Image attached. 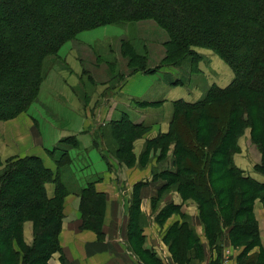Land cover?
Masks as SVG:
<instances>
[{"label":"trees","instance_id":"trees-1","mask_svg":"<svg viewBox=\"0 0 264 264\" xmlns=\"http://www.w3.org/2000/svg\"><path fill=\"white\" fill-rule=\"evenodd\" d=\"M0 6V102L6 101L0 121L17 117L36 102L42 82L53 69L48 62H53L52 57L64 62L60 50L66 42L101 26L153 21L167 37L162 61L171 64L190 59V64L197 65L200 57L194 48L219 56L233 72L230 84L211 86L195 102H174L168 132L147 140L138 160L133 143L147 126L127 113L111 124V141L102 150L112 149L113 158L128 167L136 162L145 167L149 157L168 163V168L151 171L152 182H163L159 193L174 187L183 200L193 199L209 244L218 239L223 243L227 237L230 245L242 248L239 264H263L262 254L249 252L259 245L253 206L256 200L264 204V181L245 175L234 164V156L240 152L239 139L249 130L260 154L254 171L264 178V0H0ZM135 59L137 55L130 57L129 66L133 67ZM133 69L130 73L136 72ZM138 103L144 107L159 104ZM100 144L93 136L92 150H101ZM55 145L46 150L55 172L36 156L5 161L0 171V264H48L61 232L58 201L63 203L68 193L62 177L79 198L82 230L103 235L106 199L96 188L101 175L86 155V165L78 172L86 171L89 181L75 176L71 152H86L75 135ZM157 150L159 155H153ZM99 155L109 169L108 156L103 151ZM50 182L56 183L54 199L45 189ZM171 207L180 213V205L172 203ZM138 210L139 206H132L127 239L136 252H142ZM27 222L32 224L29 245L23 238ZM186 224L175 223L173 238L172 234L167 237L179 264H185L193 250Z\"/></svg>","mask_w":264,"mask_h":264},{"label":"rangeland","instance_id":"rangeland-1","mask_svg":"<svg viewBox=\"0 0 264 264\" xmlns=\"http://www.w3.org/2000/svg\"><path fill=\"white\" fill-rule=\"evenodd\" d=\"M166 41L167 37L165 33L150 20L138 22L119 21L89 30L87 32L79 33L74 40L66 42L61 47L60 57L61 61H64L63 63L58 62L60 60L53 57L51 58V61L53 62H48L50 64L49 69H51V67L53 68L50 73L54 72L55 75L62 72L71 74L73 73V70L70 66H67L66 62L69 61V64L73 66L76 58H78L79 62H77L76 69L79 70L80 68V71L83 72L76 84V86H78H71L74 83L73 78L67 81L68 84L64 82L62 78V82H59V86L61 88L55 85L51 88L50 92L46 93L49 97L54 98L55 101H59V93L66 90L73 98L75 97L74 99L79 100L83 107H86L87 102L91 99L87 98L93 95V98L96 99L94 102L95 108L96 104L104 103L103 99L108 98L107 95L111 92V97H118L119 99V96L123 95L119 89L127 77L134 74H145L151 76L152 74L157 73L156 75H161L162 80L160 78V82L162 85L171 86L169 83L173 81L179 83L177 85H186L189 88H193V90L201 89L204 94L208 88L214 85H207L208 83L206 81V77H209V75L218 76L217 74H212L216 72V69L213 64H210L209 62V57L211 55L209 53L211 50L205 48L193 49L200 57V61L197 65L190 64V59H187L185 62L180 64H171V62L162 61L165 55L163 44H165ZM68 48L69 50H67ZM213 54L216 55L215 53ZM133 55H137V59L134 60L135 63L133 67H131L129 66V59ZM69 57L72 58V63H70ZM135 67L136 72L130 73L133 72V68ZM144 71L152 72L147 74L146 72L144 73ZM64 74L65 73H62V77H64ZM90 81H92V83ZM131 88L134 89V86H131ZM158 88V86L148 88L149 90L147 91L146 98H152V94H155ZM124 89L125 85L123 90ZM106 90L108 91L105 92ZM124 91L126 92L127 89ZM95 93L100 94L94 97ZM38 99L39 92L36 102L31 104L26 112L20 114L22 116L19 120L21 125H16L15 123L17 122H14L20 117V115L13 119L0 121V142L2 144H0V152L4 150L3 156L8 155L9 153L18 152V154H13L8 157L0 155V171L5 166V161L29 156L27 153L35 149V143L38 141L37 133L26 114L34 119L33 121L35 125L37 127L39 126L40 129V122H43L47 127L46 132L49 136H52L55 133H61L66 129V126H68L67 128H73L75 126L76 117L73 114H70V112H66L59 105V103L57 105H59L60 109L56 106L53 108L56 110L54 115L50 109L45 107V105H42ZM147 101L148 100L142 102ZM4 102L6 101L0 102V111H3L2 105ZM147 103L153 102L149 101ZM129 105L130 107H127V104L123 102L117 103V105L114 106L117 113L110 122L106 123L104 126L95 125L94 129L91 127V129L89 128V131H85V133H89L91 138L87 147H83L79 141V135H75L81 147L86 149V152L84 154L79 150L71 152L72 162H75L77 166V168H74L73 172L75 176L79 177V181L88 182L90 179V177L84 176L86 171L78 172V169L81 166L86 165V161L84 160L86 155L89 156L91 163H94L97 166V168L94 166V170L99 172L101 175V181L98 183L96 188L97 190H100V192L104 193L106 199L103 235L98 237L91 231L82 230L80 227L81 218L79 209V218H77L72 210L73 196H76V194L73 193V186H70L64 177H62L64 189L67 190L68 193L63 195V203L58 201V203L62 206L61 232L58 238V246H53L56 248V252L48 258V264H174L175 262L173 263L171 258L170 260H163L159 258V248L162 247L164 254L170 253L172 255L170 251L171 240L167 237L172 234L173 238L174 234L171 230L172 224L168 229L167 225H169L172 220H175L176 218L177 221L175 223H177V225L184 222L187 223L186 225L188 226L190 238L191 240H194L192 246L194 253H191L190 255H198L201 251H204V246L199 241V237H202L201 229H203L204 226L200 221L197 203L191 198L183 200L180 197L182 202H185V204L180 205V213L179 211L172 212L171 205L174 197L173 192H176L174 191V187H170L164 190L163 193H159L158 185L163 184V182L160 180L156 182L151 181V171L155 170L154 172H159L160 169L168 168V163L165 161L156 162L155 158L151 159V157H149L148 162L151 161L157 164H153L150 171V177L144 180L143 177L145 176V173L139 169H143L145 167H141L138 162H136L134 167H128L122 164L123 161L120 162L119 160L113 158L112 149L102 150L103 147L109 146L107 143H109L111 141L110 138H112L110 135L112 129L111 124H113L114 121L119 120L123 114L125 115L127 113L130 115L131 111L138 109L147 111L144 109L147 107L142 106L135 100H131ZM131 108L132 110L129 111L128 109ZM47 115L48 117L46 118L45 116ZM145 115H147V117H151V120L148 123L143 122L144 125L147 126V130H145L142 136L133 143L132 152L134 154L135 161L139 159L142 153H144L145 143L148 140L145 135L149 132L152 124L158 119L157 113L155 112H145L144 115L142 114V116ZM134 116L138 123H142L141 119L143 117L141 116L139 119V115H137L136 111L134 112ZM133 120L135 121L134 118ZM19 134H22V137L24 138L23 142L19 141ZM71 135L74 134H70L65 137ZM93 136L101 143V150L99 148H97L96 151L92 150L90 144ZM2 137L4 144L1 141ZM250 142L251 139L249 142L248 140H245L248 149L244 151L246 158H242V160L255 162L257 153L254 150V147L250 146ZM63 146L64 148L67 147L66 145ZM102 151L108 156V160L111 162L109 169H106L105 164L100 158L99 153ZM91 152H94L96 158L98 156L99 159L95 161L91 156ZM157 154L159 155L158 150L153 153L155 156H157ZM170 157L171 156L169 154L168 159ZM100 162L102 166L100 164L98 165ZM140 162L144 164L145 157L142 156L140 158ZM53 164V171L55 172L56 165L54 162ZM137 170L141 172L138 181H136L137 177L133 176L131 173ZM143 180L145 182H143ZM47 184L51 185L46 186L48 189L49 187L51 189V192L48 190V194L50 193V195L47 196L50 199H54L56 193V183L50 182ZM137 184H142V186H138L136 188ZM117 192H122V196L118 197ZM77 199L79 206V198L77 197ZM132 206L133 209H136V207L139 206L138 223L139 230L142 235L140 244L143 249L142 252H136L127 239V225L129 224L128 219L134 214V211L131 212ZM27 225L31 227L32 236V224L27 222L26 226ZM164 225H166V227ZM24 227L23 238L27 244L30 241V232L26 229L25 234ZM163 228L164 230L162 231ZM151 232L153 234H151ZM224 234L226 235V232H224ZM147 241L149 246H146ZM160 241L163 242L167 249L163 247L162 244H159ZM220 242L221 241L218 239L213 243L212 241L210 244L208 243L210 248L209 250H214L216 256L210 264H220V260L221 264H227V250L230 252L228 258L231 261V264H236V259L234 257L236 248L229 243L228 246H225V243L222 242L221 244L223 245L219 246ZM258 246H255L249 253H257L260 255V250H255ZM261 263H263L262 260Z\"/></svg>","mask_w":264,"mask_h":264},{"label":"crops","instance_id":"crops-1","mask_svg":"<svg viewBox=\"0 0 264 264\" xmlns=\"http://www.w3.org/2000/svg\"><path fill=\"white\" fill-rule=\"evenodd\" d=\"M67 50H69V48ZM203 54H205V53H203ZM209 54H211L209 57V60H210L209 62H210V64H213L214 68L216 69V72L212 73V74H217L218 76L209 75V77H206V81L208 83L207 85H213L214 84L220 88L227 87L233 79V72L231 71V69L228 67V65L223 60H221L219 57L214 55L211 51ZM75 55H76V53H75ZM69 59H70V63H72V61H71L72 58L69 57ZM77 62H79L78 58H76V61H75L73 66L71 64H69V61L66 62L67 66L68 67L70 66L71 69L73 70V73H71V74L68 73L69 74L68 75V74H66V72H62V73H65L64 77H62V73L55 75L54 72H51L47 76V78L42 82V84L40 86L39 99H38V101L42 105H45V107H48L54 115H55L56 110H54L53 108L56 106L60 109L59 105L66 112H70V114H73L76 117L75 126L73 128H67L68 126H66V129L63 130L61 133H55L52 136H49L46 132L47 127L44 125L43 122H40L41 129L39 126H38L39 129H38V127L35 125V123L33 121L34 119H32L29 115L26 114V116L29 118L30 122L32 123V126L35 128L34 130L36 131L37 138H38V141L35 143V149L33 151L28 152L27 155L39 157L40 159H42L45 166L51 170H54L53 169L54 164H53L52 160L47 156L46 150L53 147L57 143L58 140H60L61 138L65 137L67 135H70V134L79 135V137H80L79 141H80L81 145L83 147H87V144H89L88 142H90L91 138H90L89 133H85V131H87V130L89 131V128L91 129V127H93L92 129H94L95 125L104 126L106 123L110 122L111 119H113L117 113L115 111L114 106L117 105V103H119V102H123V103L127 104V107H130L129 104H130L131 100H135L136 102L148 100L147 102L151 101L153 103H159L157 105L155 104V105H151V106H146L147 108H144V109L147 111H143V110H139V109L135 110L137 112V115H139V119L142 116V114L143 115L145 114V112L157 113L158 119L153 124L151 123L152 127L150 128L149 132L146 133V135H145L146 139L150 140V139L155 138L159 134H165L168 132L170 121H171L172 114H173V103L174 102H176L177 100L195 102V101L199 100L203 95L201 89L193 90V88H189L186 85L185 86H182V85H171V86L162 85L160 82L162 80L161 75L160 74L156 75L157 74L156 73V74H152L151 76H148L145 74H138V75L134 74V75L127 77L126 80L124 81V83L122 84L121 88L119 89V91L123 94V95L119 96V99H118V97H111V95H110V94H112V92H111L110 94L107 95L108 98L103 99L104 103L96 104L95 108H94V102L96 99L93 98V95L91 97L87 98V99H90V98L91 99L89 100V102H87L86 107H83L81 105V102L77 99H74L75 97L73 98L70 95V93H68L66 90L61 91L59 93L60 94V100L59 101L58 100L55 101L54 98L49 97L46 92H50L51 88L55 85L57 87L61 88L59 86V82H62V78H63V81L66 83L68 80L73 78L74 83L71 86H75V87L78 86V85L76 86V84L79 81L80 77L82 76L83 72L80 71V68H79V70L76 69ZM160 78H161V80H160ZM90 82L92 83V81H90ZM124 85H125V89H127L126 92L124 91L125 89L123 90ZM131 86H134V89L131 88ZM155 86L159 87L157 89V92L155 94H152V98H149V97L146 98L147 91L149 90L148 88H150V87L154 88ZM107 91L108 90H106L105 92H107ZM98 94H100V93H95L94 97H96ZM58 103H59V105H57ZM97 105L100 106L101 109ZM128 110L130 111V110H132V108L128 109ZM135 111H131L130 116L135 119L136 123H138L137 119L134 116ZM21 117L22 116L20 115V117L14 121V122H17V123H15L16 125H21L20 121H19ZM45 117L47 118L48 115ZM142 117H143L141 119L142 123L143 122L148 123L151 120V117H147V115L142 116ZM52 127H54V126H52ZM249 137H250L249 130H247L244 133V135L239 139L238 144H239L240 152L234 156V164L236 165V167H238L240 170H242L245 175L252 177L253 179L257 180L258 182H263L264 178L260 174H258L254 171V166L256 164H258L260 161V154L257 151V149L255 148V146L253 144H251V142L249 143L250 146L254 147V150L257 153L256 161L255 162H251V161L249 162L247 160H245V161L242 160V158H246V154L244 153V151L247 150L248 147H247V144L245 143V140H248V142H249V140H250ZM1 141L4 144L3 137L1 138ZM19 141L20 142L24 141L22 134H19ZM143 143H144V141H143ZM0 144H1V142H0ZM3 149H5V148H3ZM3 153H4V150L2 152H0V155L3 156ZM13 154H18V152L9 153L8 155L3 156V157L12 156ZM91 156L94 158L95 161L97 159H99L98 156L96 158V155L94 152H91ZM101 162L98 163V165L100 164L102 166ZM150 162H149V164H147V166H145V168L139 169V170L144 171V173H145V176L143 177L144 180L147 179L148 177H150V171H151V167L153 166V164L154 165L157 164L155 162H151V163ZM93 166H95L97 168V166L94 163H93ZM131 173L133 174V176L137 177L136 181H138L141 172L137 170V171H133ZM144 180H143V182H145ZM46 186H51V185L47 184ZM96 186H98V184ZM46 189H47V191H46L47 195H50V193L48 194V190L51 192L50 187H49V189H48V187H46ZM173 193H174L173 194L174 195L173 204L184 205L185 202H182L180 195H178L176 192H173ZM117 195H118V197L122 196V192H117ZM73 197H74V199H73V203H72V210H73L74 214L77 216V218H79L78 199L76 196H73ZM107 208H108V203H107ZM253 215H254L255 220L257 222V225H258L257 227H258V232H259V246L255 250H260V252L262 254V261L264 264V250H263L264 249V204L259 200H256L254 202ZM170 220H171V218H170ZM176 221H177V218L175 220L173 219L172 220L173 223L171 222L169 225H167V229L171 226V224L173 226ZM164 226L166 227V225H164ZM164 228L162 229V231L164 230ZM24 229H25V234H26V229L29 230V232H30V241L27 243V244H30L32 241L31 227L29 225L26 226V224H25ZM201 230H202V237H199V241L204 246V251H201V253L198 255H192L191 256L190 254L194 253V251L191 249V251L188 253L189 259L185 264H210L216 258L215 251L209 250L210 248L208 246V241H207L206 237L204 236V234H205L204 227ZM151 234H153V233L151 232ZM222 241H223V243H225V246H228L229 241L227 240V237H223ZM159 244H162L163 247H165L167 249V247L163 244L162 241H160ZM146 246H149L148 241L146 243ZM251 250H253V249H251ZM241 251H242V248H236V251L234 252L236 264H238L237 258L239 256V254L241 253ZM172 255L170 253L164 254L162 247L159 248V258L160 259L170 260V258H171V261L173 263L175 262L176 264H179L176 261L174 255L173 256Z\"/></svg>","mask_w":264,"mask_h":264},{"label":"built area","instance_id":"built-area-1","mask_svg":"<svg viewBox=\"0 0 264 264\" xmlns=\"http://www.w3.org/2000/svg\"><path fill=\"white\" fill-rule=\"evenodd\" d=\"M229 253H230V252L227 250V251H226V258H227L226 263H227V264H231V261H230L229 258H228Z\"/></svg>","mask_w":264,"mask_h":264}]
</instances>
